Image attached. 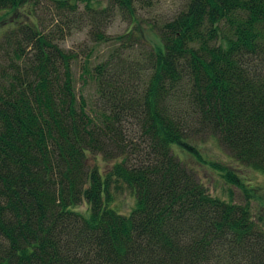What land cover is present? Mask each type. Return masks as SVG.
<instances>
[{
  "label": "trees",
  "instance_id": "1",
  "mask_svg": "<svg viewBox=\"0 0 264 264\" xmlns=\"http://www.w3.org/2000/svg\"><path fill=\"white\" fill-rule=\"evenodd\" d=\"M49 1L67 27L43 25L39 0H0V264H264V215L213 196L174 151L212 136L264 175V0H184L146 23L151 46L136 7L151 0ZM116 10L130 25L110 36ZM85 24L112 46L95 63L62 45Z\"/></svg>",
  "mask_w": 264,
  "mask_h": 264
},
{
  "label": "rangeland",
  "instance_id": "2",
  "mask_svg": "<svg viewBox=\"0 0 264 264\" xmlns=\"http://www.w3.org/2000/svg\"><path fill=\"white\" fill-rule=\"evenodd\" d=\"M183 3L184 0H151L147 5L143 3L144 6H140L139 3L136 4L137 12L144 21L142 23L148 46L156 44L158 38L156 32L150 29L146 23L162 24L172 19L180 11ZM54 14L55 9L49 0H39V15L43 25L46 24V27H67L66 22ZM14 17L18 18L20 15L15 14ZM129 25V19L121 11L116 10L103 27H105L104 30L107 34L116 36L122 34ZM84 27L73 30L62 42V45L64 48L73 49L77 52H81L85 46L93 48L94 55L91 62L95 63L108 54L112 46L92 43L90 36H88V27L90 26L85 24ZM84 58V56L80 57V60L73 66L75 86L78 97L84 96L88 105L92 107L96 103L98 94L96 84L91 81L85 84L81 77ZM192 145L196 148V153H190L179 147L176 149V146L174 151H177L178 157L196 171L199 179L213 196L240 204L249 203L255 215L258 213L264 215V175L262 173L238 163L217 138L201 135L192 142ZM96 163L107 173L114 161L107 162L102 157H98ZM225 170L237 174L240 177V184L229 183L223 176ZM135 202L136 199L132 190L129 187H123L120 192L115 194L113 205L119 212L129 214L134 208Z\"/></svg>",
  "mask_w": 264,
  "mask_h": 264
}]
</instances>
